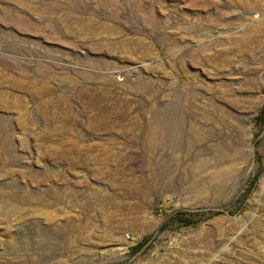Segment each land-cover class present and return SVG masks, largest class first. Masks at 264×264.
<instances>
[{"label": "rangeland", "instance_id": "374dc122", "mask_svg": "<svg viewBox=\"0 0 264 264\" xmlns=\"http://www.w3.org/2000/svg\"><path fill=\"white\" fill-rule=\"evenodd\" d=\"M227 88L253 149L210 180ZM0 264H264V0H0Z\"/></svg>", "mask_w": 264, "mask_h": 264}, {"label": "bare ground", "instance_id": "6f19581e", "mask_svg": "<svg viewBox=\"0 0 264 264\" xmlns=\"http://www.w3.org/2000/svg\"><path fill=\"white\" fill-rule=\"evenodd\" d=\"M253 17H261V14L253 15ZM252 21L253 20H248L247 24ZM204 40L205 39H200L195 44L200 45ZM116 74L119 76L124 75V70H117ZM221 85L230 87L232 83L223 81ZM209 90L210 89H208V91ZM220 93L219 100L214 98V94L212 95V93L209 92V94L204 96V99H200L201 103L198 101V98L195 103L193 102L192 106L196 110L192 123L196 124L197 126L195 125V128L198 127L197 129L202 133L201 139L204 142V154L210 156L206 158L204 155L205 158L203 159L206 160L203 161L202 165L203 169H211L209 172L210 175H208L210 176V178H208L210 180H216V178L222 177L225 171L228 172V170L233 169L236 164L245 162L252 154L253 149L251 143L252 133L246 125L249 115L244 113L241 115L236 114L237 107L240 106L241 100L236 96L234 88L221 89ZM199 117H201L202 122H200ZM232 126H236L237 131L233 130ZM151 128L152 131H157L156 128L158 127L155 128V126H152ZM223 131H226L228 134L226 140L228 142L224 145L219 142V140L222 139ZM196 133L198 134V132ZM197 134L195 137H197ZM193 139L195 142V138ZM194 150H197V147H195ZM195 163L198 164L197 158L192 160L193 166ZM106 218L112 231L119 230L124 223L123 216L116 215L115 213H107ZM133 220L136 222L139 218H134Z\"/></svg>", "mask_w": 264, "mask_h": 264}]
</instances>
